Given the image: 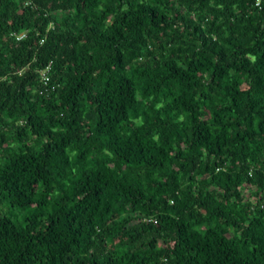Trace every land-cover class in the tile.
Wrapping results in <instances>:
<instances>
[{
  "label": "trees",
  "instance_id": "1",
  "mask_svg": "<svg viewBox=\"0 0 264 264\" xmlns=\"http://www.w3.org/2000/svg\"><path fill=\"white\" fill-rule=\"evenodd\" d=\"M0 264H264V0H0Z\"/></svg>",
  "mask_w": 264,
  "mask_h": 264
},
{
  "label": "built area",
  "instance_id": "2",
  "mask_svg": "<svg viewBox=\"0 0 264 264\" xmlns=\"http://www.w3.org/2000/svg\"><path fill=\"white\" fill-rule=\"evenodd\" d=\"M26 36V31L22 32V33H18L16 34L17 39H22L23 37ZM42 79L44 81L45 86H48L50 80H51V76H50V66L47 67L43 72H42Z\"/></svg>",
  "mask_w": 264,
  "mask_h": 264
}]
</instances>
